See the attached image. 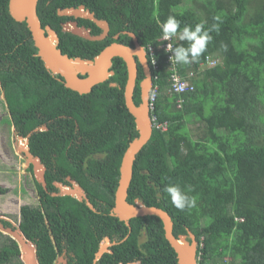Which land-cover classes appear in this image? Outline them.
I'll return each instance as SVG.
<instances>
[{"label":"trees","instance_id":"obj_1","mask_svg":"<svg viewBox=\"0 0 264 264\" xmlns=\"http://www.w3.org/2000/svg\"><path fill=\"white\" fill-rule=\"evenodd\" d=\"M194 1V7L187 9L180 7L183 0H38L37 16L42 27L56 31L58 48L69 57L92 59L115 41L116 34L117 42L133 47L123 32L135 34L158 90L150 111L152 134L133 162L127 202L139 199L167 212L175 237L190 230L203 263L264 264V0ZM80 5L107 21L110 30L105 39L89 41L62 31V23L73 18L59 16L57 10ZM169 16L180 21L174 48L188 47L187 39H179L185 26L194 29L203 23L212 38L198 60L179 64L182 76L192 72L191 91L169 92L162 38V25ZM77 24L91 27V34L101 32L90 20L78 19ZM206 57L217 60L216 65L202 69ZM137 66L135 105L141 103L139 82L144 77ZM111 70L114 75L87 94L66 88L37 56L26 23L15 21L8 0H0V83L13 138L26 135L28 153L39 158L50 188L52 180L63 184L62 177L69 175L98 208L90 211L83 202L58 194L46 196L41 210L24 207L21 229L41 238L38 260L34 257L38 264H53L59 248V242L55 247L48 238L44 218L70 244L78 264H92L100 242L93 236L96 232L117 240L95 264H178L158 217L132 218L128 227L109 214L121 158L138 135L124 104V61L113 58ZM189 125L195 126V137ZM40 126L46 128L27 137ZM169 185H179L196 197V206L177 209L165 191ZM86 236L95 243L91 247L86 242L83 252L76 241ZM101 240L100 247L108 239ZM10 260L11 247L3 245L0 264Z\"/></svg>","mask_w":264,"mask_h":264},{"label":"water","instance_id":"obj_2","mask_svg":"<svg viewBox=\"0 0 264 264\" xmlns=\"http://www.w3.org/2000/svg\"><path fill=\"white\" fill-rule=\"evenodd\" d=\"M38 0H8V11L10 16L17 22H25L34 46L37 48V56L42 60L44 67L53 75L60 76L64 86L68 89L76 91L80 94L89 93L92 88L107 80L114 75L111 70L112 59L121 58L126 65L127 79L123 89L124 104L133 116L135 127L138 132L137 137L131 140L128 147L124 151L119 166L118 185L114 195V204L112 207V215L117 217L129 226V220L136 217L156 216L163 225L164 237L176 253L178 264H194L197 249V241L194 234L187 230L186 235L175 237L172 233L173 222L170 216L161 208L155 206H146L141 200L135 199L132 204L126 201L127 190L132 178V165L136 154L140 152L142 147L149 141L152 134V124L149 113L148 94L151 86V73L147 65L145 52L133 33L127 32L133 38L134 46H126L118 42H112L105 46L94 58L85 59L82 57H69L63 54L57 47L59 37L49 25L41 26V22L37 16ZM57 15L72 17L74 20H68L62 23V31L69 32L89 41H101L109 31L107 21L97 19L93 12L86 9L83 5L78 7L59 8ZM87 19L101 28V32L97 35L91 34L89 28L81 27L77 24V19ZM118 34L114 39L118 38ZM137 60L144 74L143 79L139 82L140 100L139 105H135L133 101V93L137 79ZM110 86H116L110 83ZM45 126H40L31 130L27 137L32 133L44 130ZM27 157L32 160L37 171L38 180L43 182L42 172L43 166L39 163V158H34L30 153H26ZM31 157V158H30ZM61 188L60 184H56ZM61 195H68L72 198L82 201L85 198L84 191L75 186V189L63 190ZM87 206L94 210L93 206L86 200ZM6 233L10 231L0 227ZM16 239L24 246V242L16 237ZM106 246L99 248L95 254L93 263H95L106 250ZM23 249L27 254H23L22 259L26 264H38L33 259L29 248Z\"/></svg>","mask_w":264,"mask_h":264},{"label":"flooded vegetation","instance_id":"obj_3","mask_svg":"<svg viewBox=\"0 0 264 264\" xmlns=\"http://www.w3.org/2000/svg\"><path fill=\"white\" fill-rule=\"evenodd\" d=\"M72 20H74V18ZM76 21L78 23V19ZM88 28L90 30H92L91 27H88ZM100 30H101V28H100ZM109 30H110V28H109ZM114 36H113V38H114ZM132 41H133V39H132ZM0 88H1V83H0ZM1 91H2V98H3L2 100L5 102V100H4V92H3L2 89H1ZM5 105H6V103H5ZM23 136H24V138H21L22 139L21 142H23V144H24V148L22 149L23 151L17 152V149H15V145H14L13 148H11V157H12V153L15 154V155H18L19 157H21V162H18V168L22 167V171H23L22 174H23L24 184L26 185L27 181H28L29 184L31 185V187L33 189L32 192L30 191L31 192V196H33V197H35L37 199V204L39 206V209L41 210L42 201L44 199H46V196H48V195L51 196L52 194L61 195L62 189L65 190V188L68 189V190H70L71 188L74 189V187H75L74 185L75 184H73L74 181H72V180H75V179L72 178L69 175H65L64 177H62L63 184L56 182L57 180H52L51 181V186L52 187L50 188V185L46 181V175H45L46 170H45V173H44V176H43V182L39 181L38 180V176H37V170L35 169L34 164L31 161V159H29L27 157L26 153L28 152V141H27V138H25L26 135H23ZM15 138H18V137L15 135L14 139ZM1 140H2L1 146L3 147V150H6L5 152L8 154L9 149L7 147V144H6V142L3 143V138ZM29 144H30V141H29ZM15 158H17V157H15ZM32 160H33V158H32ZM39 163H40V161H39ZM40 165H42V164L40 163ZM13 174L14 173H12V179H14V175ZM0 180H2V179H0ZM1 182H3V181H1ZM74 183H76V182H74ZM56 184H60L61 188L57 187ZM0 185L3 186L2 184H0ZM1 188L4 189L5 191L4 192H0V195L6 194L9 191L8 189L6 190L3 187H1ZM64 196H68V195H64ZM75 200H77V199H75ZM86 200L93 206L94 209H96V210L98 209L91 202V200L88 197L87 193H86L85 198L81 201L87 206ZM78 202H80V201H78ZM20 203L23 204L18 209L20 219L22 217V211H23L24 207H26L28 209H36L38 207V206H31L30 203H25V202H22V201H20ZM87 208L90 211L92 210L88 206H87ZM109 211L111 212V209ZM110 212H109V214H110ZM104 213L105 212L103 211L102 214H104ZM43 221H44V224L47 227V230H45V231H47L48 238L51 240L52 244L55 246V245H58V242H59V248H57L55 250L56 251V256H55L53 264H78L79 263V258L77 256V254H75V252H73L70 249V244L64 239V237H60L59 234L57 235L55 231H52L49 228L50 224L48 222V219L44 218ZM0 227H2V228H4V229H6V230L11 232V234L6 233L5 231H3L0 228V235H5L6 239H7V242H4L0 247H2L3 245H8V246L11 247V260H10V262L8 264H25V262H23V260L21 259V256H22V254H27V252L23 251V249L24 250L27 249L26 246L29 248V250L31 252L32 251H36V256H34V257H36V259H37V249H38L37 243L41 239L40 236L37 234V232H33V234L32 233H29V234L25 233L21 229V220L19 222L15 223L13 220H10L7 217H3L2 214H0ZM61 233H64V232L62 231ZM108 233H110V231H108ZM79 235H80V232H79ZM93 236H94L95 239H98V238L100 239V242L98 244V247H97V250L95 251V253L98 251V248L101 245V242H102L101 239H103V238L106 239L107 238L109 241L111 240L112 242H114V240H117V239H115V236L113 237V239H110V237L106 233H98V232H96V233L93 234ZM16 237L20 238L24 242V246L22 244H20V242L16 239ZM94 238H92L90 236H86V237H83V238L77 240L76 242H78L77 245L82 244L81 250L84 252L85 251V247H84L85 243L89 242V245L92 247L94 245V243H95L94 242L95 241ZM123 239L124 238H122L119 241H122ZM95 253H94L93 260H92V264H93V261H94V258H95Z\"/></svg>","mask_w":264,"mask_h":264},{"label":"rangeland","instance_id":"obj_4","mask_svg":"<svg viewBox=\"0 0 264 264\" xmlns=\"http://www.w3.org/2000/svg\"><path fill=\"white\" fill-rule=\"evenodd\" d=\"M228 1L229 0H227V3ZM193 2L197 3L194 0H183L180 7L187 9L192 6L194 7ZM253 5L254 2L251 3V6ZM2 99V91L0 88V179H2L0 180V184L3 185L0 186L9 190L6 194L0 195V214H2L3 217H7L17 223L20 221L18 209L21 205H23L20 201L30 203L31 206H38V204L37 199L31 196L33 189L29 182L27 181V184H24L22 167L18 168V162H21V157L13 153L11 157V148L15 145V148L19 151L24 148V144L21 142L19 137L15 139L13 138V123L10 119V114L6 108L5 102ZM189 130L192 136L195 137L197 133L195 126L189 125ZM2 138L3 143L6 142L9 149L8 154L1 146ZM12 173H14V179H12ZM4 242H7L6 236L0 235V246Z\"/></svg>","mask_w":264,"mask_h":264},{"label":"clouds","instance_id":"obj_5","mask_svg":"<svg viewBox=\"0 0 264 264\" xmlns=\"http://www.w3.org/2000/svg\"><path fill=\"white\" fill-rule=\"evenodd\" d=\"M180 27V21L175 17L169 16L166 22L162 25V33L164 40L177 35V30ZM180 40L189 42L188 47L177 46L174 49L169 47L170 51H174L171 57L175 63L189 64L198 60L200 55L206 50L207 43L212 39L209 35V30H205L204 24H197L195 28L185 26L179 35ZM166 193L171 198L172 204L179 210L183 211L186 208L191 209L196 206V197L189 196L181 189L179 185H169L165 189Z\"/></svg>","mask_w":264,"mask_h":264},{"label":"built area","instance_id":"obj_6","mask_svg":"<svg viewBox=\"0 0 264 264\" xmlns=\"http://www.w3.org/2000/svg\"><path fill=\"white\" fill-rule=\"evenodd\" d=\"M173 38L171 37L168 40H165V44H164V49L166 52H168L167 55V62H168V69L170 72V83H169V92H175V93H182L185 91H191L193 90V84L190 82L189 77L192 75V72H187L186 76H182L179 71H178V67L179 64L174 62V59H172L171 57L175 54L174 51H170L169 47H167L168 45L171 46V48H173ZM150 53L152 55L153 51L152 49H150ZM156 61L152 58V64L155 65ZM208 65H207V64ZM217 60L212 59L211 57H206L205 59V63L202 66V69L204 67H212L214 65H216ZM158 87L157 85H154L152 90H151V94H150V107L152 108V102L155 99L156 93H157ZM181 102H178V105L180 106ZM157 127H161L162 129H166V126L161 124V123H156ZM202 246V243L200 244ZM196 264H212L211 262L208 263H203L202 262V257H201V253L199 252L197 254V262Z\"/></svg>","mask_w":264,"mask_h":264},{"label":"bare ground","instance_id":"obj_7","mask_svg":"<svg viewBox=\"0 0 264 264\" xmlns=\"http://www.w3.org/2000/svg\"><path fill=\"white\" fill-rule=\"evenodd\" d=\"M123 33H125V34H127V31H125V32H123ZM131 33V32H130ZM134 34V33H133ZM117 35V34H116ZM119 35V34H118ZM128 35V34H127ZM135 35V34H134ZM129 36V35H128ZM131 37V36H130ZM118 38H119V36H118ZM118 38L117 39H115V41L117 42V40H118ZM137 38V37H136ZM162 38H163V36H162ZM131 39H133L132 37H131ZM164 39V38H163ZM114 41V42H115ZM166 42V41H165ZM119 43V42H118ZM111 44V43H110ZM165 44V43H164ZM164 44H163V49H164ZM133 46H134V42H133ZM57 47H58V45H57ZM144 49V48H143ZM150 49H152L151 47H149V52H148V54H149V56L151 57V60H152V58H153V53H152V55H151V53H150ZM173 49H174V46H173ZM165 50V49H164ZM153 51V50H152ZM144 52H145V50H144ZM167 54H168V52H167ZM145 57H146V52H145ZM113 60V59H112ZM146 61H147V58H146ZM137 65H138V60H137ZM140 65V64H139ZM147 65H148V63H147ZM112 67V66H111ZM148 67H149V65H148ZM150 69V68H149ZM151 73V72H150ZM153 84H152V77H151V86H150V89H149V94H148V100H149V113H150V111L153 109V102H152V108L150 107V94H151V90H152V88H153ZM150 118H151V124H152V121L154 120V117H151V115H150ZM21 139V138H20ZM21 141H22V139H21ZM23 143V142H22ZM16 149V148H15ZM26 150V149H25ZM19 151H23V150H19ZM19 151H17V152H19ZM139 153V152H138ZM137 153V154H138ZM136 154V155H137ZM136 158V157H135ZM32 161V160H31ZM35 167V166H34ZM44 168V167H43ZM36 169V168H35ZM37 171H39V169H36ZM38 173V172H37ZM43 173H44V170H43V172H42V175H43ZM44 176V175H43ZM132 179V178H131ZM131 182V181H130ZM73 184H75L74 186H79L77 183H74L73 182ZM118 185V184H117ZM130 185V184H129ZM129 188V187H128ZM74 189H75V187H74ZM74 189H70V191H72V190H74ZM82 189V188H81ZM65 190H68V189H66L65 188ZM83 190V189H82ZM84 191V190H83ZM127 192H128V190H127ZM85 194V193H84ZM115 195V194H114ZM127 199V198H126ZM127 201V200H126ZM112 213V209H111V212H110V215H112L111 214ZM113 216V215H112ZM129 227V226H128ZM115 242H112V243H110L108 240L101 246V247H103L104 245L106 246V247H108L109 245H112V244H114ZM100 247V248H101ZM105 247V248H106ZM31 252V251H30ZM32 253V256H33V259H34V253H35V251H32L31 252ZM96 254V253H95ZM22 256H23V254H22ZM196 262H197V249H196V254H195V261H194V264H196ZM26 264V263H25ZM93 264H95V263H93Z\"/></svg>","mask_w":264,"mask_h":264}]
</instances>
